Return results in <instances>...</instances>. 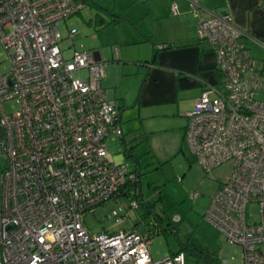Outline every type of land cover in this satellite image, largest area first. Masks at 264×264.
Wrapping results in <instances>:
<instances>
[{
	"label": "built area",
	"instance_id": "obj_1",
	"mask_svg": "<svg viewBox=\"0 0 264 264\" xmlns=\"http://www.w3.org/2000/svg\"><path fill=\"white\" fill-rule=\"evenodd\" d=\"M86 2L0 0V45L11 61L0 74V264H187L183 253L154 260L151 238L135 230L93 233L84 226L87 214L138 182L106 144L122 130L120 108L102 87L104 62L92 51L65 57L69 48L59 47L58 27ZM187 2L222 85L206 86L186 113L184 143L206 171L234 163L203 219L242 246L243 264H264V102L257 99L264 73L250 51L264 52V41L230 14ZM170 10L178 15V3ZM16 98L19 109L7 113L4 104Z\"/></svg>",
	"mask_w": 264,
	"mask_h": 264
},
{
	"label": "rangeland",
	"instance_id": "obj_2",
	"mask_svg": "<svg viewBox=\"0 0 264 264\" xmlns=\"http://www.w3.org/2000/svg\"><path fill=\"white\" fill-rule=\"evenodd\" d=\"M174 1L179 4L178 0ZM172 2L147 0L144 6V3L133 4L130 0H87L80 13L58 27L62 37L60 49L69 48L65 57L74 50L100 52L102 61L107 63L102 87L108 99L115 100V89L131 88L130 105L121 119L123 138L109 135L106 144L112 157L123 154L124 144L133 146L134 157L126 158L125 162L130 171L140 172V191L107 201L94 213L87 214L83 223L93 233L134 229L142 236H149V251L154 260L181 251L187 264H209L182 249V245L194 244L205 251L216 252L221 264H243L242 246L227 242L221 231L203 219L211 198L231 176L234 163L230 160L206 171L190 155L183 134L187 125L185 113L194 108L192 93L183 95L174 104L133 106L139 99L141 81L136 91L132 92V87L137 73L141 72L139 65H149L152 61L151 44L159 48L163 42L186 35L185 22L165 17L175 19L181 13L173 15L169 11ZM114 10L121 14L120 20L115 18ZM145 14L148 17L144 18ZM71 29L77 31L72 39L68 37ZM140 30L148 32L153 43L138 42L147 38ZM194 38L199 41L197 30ZM116 59L121 61L116 62ZM262 66L264 73V64ZM10 67L11 61L0 45V74L8 73ZM85 75L86 72L76 74ZM257 99L264 102V94L258 95ZM19 107L17 98L4 104L7 113H15ZM134 200L137 202L135 209L131 207ZM249 212L257 219L256 204L250 205ZM118 219L120 223H117Z\"/></svg>",
	"mask_w": 264,
	"mask_h": 264
},
{
	"label": "crops",
	"instance_id": "obj_3",
	"mask_svg": "<svg viewBox=\"0 0 264 264\" xmlns=\"http://www.w3.org/2000/svg\"><path fill=\"white\" fill-rule=\"evenodd\" d=\"M146 1L147 0H130L133 4L144 3V6L146 5ZM178 1L179 4H181V6L178 4L179 13L181 12L180 15L178 14L179 16L175 19L170 16L165 17L169 20H179L180 22H185L187 29L185 32L186 35L174 38L171 41L163 42L159 45V48H156L154 44H151L153 50L152 59L155 56L156 61H154L152 65H139L140 67L138 70L141 72L137 73L138 77L136 82H134L132 92L136 91L139 81H141V88L137 104L133 105L134 108L136 105L139 107H149L154 105L174 104L179 100V98L181 99L183 95H189V93H192L191 101H193L195 105L197 98L206 86L212 85L220 88L222 85L221 78L216 69L215 55L210 45L208 43V46L204 45L203 43L206 42L200 41L199 39L198 40L200 42H197L194 38L197 30V22L190 14L187 0ZM201 3L204 7L210 10L218 13L230 14L233 22L239 29L245 31L255 39L264 41V0H201ZM112 13L116 19L121 17V14L116 10ZM143 16L144 18L148 17L147 14ZM128 17L131 18L129 15ZM140 31L142 35L147 38L144 40L138 37L142 39V41L139 40L138 42L147 43L152 41L153 43V40L150 39L151 37L148 32L144 30ZM161 45L164 46V48H160ZM250 51L252 57L258 63V67H260V64L262 63L261 61H264V52L253 45H250ZM94 53L96 59L97 54H99V60L102 61L100 52L97 50ZM258 53L259 56L257 57L256 54ZM115 61L120 62L121 59H116ZM104 64L105 69L107 63L104 62ZM144 73H146L145 76L143 75ZM113 94L115 96V101L119 102V110L128 109L127 105H130L128 103H130L129 100L131 99V88L122 91L115 89ZM188 112L190 111H187L186 113ZM121 138H123V131ZM111 158L115 163H123L129 169V166L125 162L127 159L123 154L115 157L111 156ZM133 172H136V170ZM132 188L133 186L131 185L126 191V195L131 194V192L137 194V192H134Z\"/></svg>",
	"mask_w": 264,
	"mask_h": 264
},
{
	"label": "trees",
	"instance_id": "obj_4",
	"mask_svg": "<svg viewBox=\"0 0 264 264\" xmlns=\"http://www.w3.org/2000/svg\"><path fill=\"white\" fill-rule=\"evenodd\" d=\"M120 20V17L118 18ZM155 61V56L152 59V62ZM262 63L260 64L261 66L264 64V61H261ZM147 139V138H146ZM132 152V147H129L127 149V153L131 154ZM139 170V168H138ZM137 171V170H136ZM138 174V172H135ZM136 192V191H135ZM123 195H126L124 193ZM182 249L188 252L189 254L196 256V257H201L209 262V264H221L220 259L218 258V254L216 252H208L202 249L201 247L194 245V244H185L182 245ZM179 253H182L181 251Z\"/></svg>",
	"mask_w": 264,
	"mask_h": 264
},
{
	"label": "water",
	"instance_id": "obj_5",
	"mask_svg": "<svg viewBox=\"0 0 264 264\" xmlns=\"http://www.w3.org/2000/svg\"><path fill=\"white\" fill-rule=\"evenodd\" d=\"M100 59V57H99V54H97V60H99ZM153 64V62L151 61V63H150V65H152ZM126 109H122V110H119V112H118V121H119V123H121V119H122V114H123V112L125 111ZM122 137V136H121ZM129 147H127V145H125L124 144V150H123V155L126 157V158H128V157H134V149H133V146H132V152H131V154L130 153H127V149H128ZM136 162H137V166H138V168H140V162H139V160H138V158L136 157ZM138 171H140V170H138ZM138 182H137V184H135L134 185V191H140V188H141V182H140V177H141V174H140V172H138Z\"/></svg>",
	"mask_w": 264,
	"mask_h": 264
}]
</instances>
